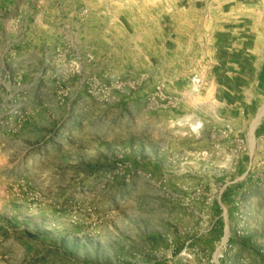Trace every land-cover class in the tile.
<instances>
[{"label":"rangeland","instance_id":"obj_1","mask_svg":"<svg viewBox=\"0 0 264 264\" xmlns=\"http://www.w3.org/2000/svg\"><path fill=\"white\" fill-rule=\"evenodd\" d=\"M5 1L0 264H264V120L226 115L188 6L224 0Z\"/></svg>","mask_w":264,"mask_h":264},{"label":"crops","instance_id":"obj_2","mask_svg":"<svg viewBox=\"0 0 264 264\" xmlns=\"http://www.w3.org/2000/svg\"><path fill=\"white\" fill-rule=\"evenodd\" d=\"M188 6L196 14L202 13L198 17L211 46L209 83L226 115L239 121L256 117L260 120L264 114V0H224L215 6L216 12L206 2L202 9L196 2ZM52 7V0H47V14L43 17L46 23L57 22V16L51 14ZM174 24L172 13L161 18V35L166 44L173 39ZM262 132L261 121L256 133Z\"/></svg>","mask_w":264,"mask_h":264},{"label":"built area","instance_id":"obj_3","mask_svg":"<svg viewBox=\"0 0 264 264\" xmlns=\"http://www.w3.org/2000/svg\"><path fill=\"white\" fill-rule=\"evenodd\" d=\"M25 1V3H26V5L28 6V8L29 9H35V10H40V9H43L44 8V6H45V4H46V1L47 0H24ZM56 5V4H55ZM21 18H23V20H26L27 22H35V23H44V21H43V17L41 16V15H34L33 17H31L30 18V16L28 17V16H22ZM20 18V19H21ZM66 19L64 18V17H62V16H57V22H63V21H65ZM207 41H208V39H207ZM207 44H208V42H207ZM195 81H196V83H201L202 82V79L201 78H197V79H195ZM218 99V98H217ZM219 100V99H218ZM220 102V101H219ZM257 115V114H256ZM255 115V116H256ZM262 117H264V114H262V116H261V118H260V120L262 119ZM259 120V121H260ZM261 122H258L257 123V125L255 126V128H254V130L252 131V134H253V136L255 135V134H257L256 133V131H257V126L260 124ZM201 129L198 127V128H196L195 130H193L192 129V131H200ZM240 132V131H239ZM258 136H264V132H262V133H259L258 134ZM204 153H205V151H203Z\"/></svg>","mask_w":264,"mask_h":264},{"label":"bare ground","instance_id":"obj_4","mask_svg":"<svg viewBox=\"0 0 264 264\" xmlns=\"http://www.w3.org/2000/svg\"><path fill=\"white\" fill-rule=\"evenodd\" d=\"M262 110H264V109H262ZM261 113H262V112H261ZM256 119H257V117H256ZM185 123H188V124L191 126L192 129L197 128L196 123L193 122V121L187 120ZM254 123H256V122H254ZM250 132H251V131H250Z\"/></svg>","mask_w":264,"mask_h":264}]
</instances>
